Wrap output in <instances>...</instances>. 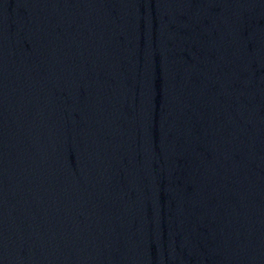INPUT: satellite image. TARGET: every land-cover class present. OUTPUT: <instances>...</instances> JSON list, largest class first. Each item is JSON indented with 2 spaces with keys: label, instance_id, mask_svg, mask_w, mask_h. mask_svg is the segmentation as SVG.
Instances as JSON below:
<instances>
[{
  "label": "water",
  "instance_id": "water-1",
  "mask_svg": "<svg viewBox=\"0 0 264 264\" xmlns=\"http://www.w3.org/2000/svg\"><path fill=\"white\" fill-rule=\"evenodd\" d=\"M0 264H264V0H0Z\"/></svg>",
  "mask_w": 264,
  "mask_h": 264
}]
</instances>
